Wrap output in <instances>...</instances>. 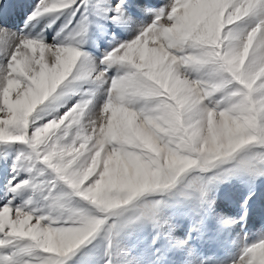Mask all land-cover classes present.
Returning a JSON list of instances; mask_svg holds the SVG:
<instances>
[{
	"label": "snow or ice",
	"instance_id": "6c2138e0",
	"mask_svg": "<svg viewBox=\"0 0 264 264\" xmlns=\"http://www.w3.org/2000/svg\"><path fill=\"white\" fill-rule=\"evenodd\" d=\"M144 10L152 18L137 29L125 0H36L19 30L0 24V151L19 145L0 203V264H70L101 233L104 264H114L122 255L114 237L134 224L151 225L157 260L178 248L184 264H205L189 241L209 220L218 231L238 222L209 195L235 176L253 189L239 220L247 216L264 177V0H168ZM250 14L258 21L240 30ZM94 15L135 34L112 33L96 57L85 45L94 23L107 27ZM74 82L79 98L69 104ZM173 189L193 202L183 238L160 213ZM226 264H264V232Z\"/></svg>",
	"mask_w": 264,
	"mask_h": 264
},
{
	"label": "rangeland",
	"instance_id": "374dc122",
	"mask_svg": "<svg viewBox=\"0 0 264 264\" xmlns=\"http://www.w3.org/2000/svg\"><path fill=\"white\" fill-rule=\"evenodd\" d=\"M23 1L24 0H19V2H17L16 0L18 4L20 3L19 5H22L21 3ZM131 1L132 0H125L127 13L131 12V16L136 17L138 20V25H134L137 29L142 26L140 22H150L152 18L151 14L145 12L144 9L159 8L168 3V0H151V2L143 8L144 16L141 19L138 12L133 9L134 7L132 6ZM26 3L31 6V10L33 9L32 7L35 6V4H32L30 1H27ZM92 3L95 4V0H92ZM28 14L26 16L21 15L22 21L26 20ZM92 18L99 24H103L107 27V34H105L98 29L94 23L90 33L92 40L87 44L88 46H98L101 49L100 53L102 55L110 46L109 41L112 39L111 34L113 32L116 33V30L113 31L111 26H109V23L113 24L111 21L100 19L95 15ZM47 19L48 18H42L38 23L34 22L35 26L32 27L34 29L32 33L35 34L34 31L39 27H44L47 23ZM257 21V15L250 14L249 17H246L240 22L239 28L242 31H248ZM57 23L61 26L64 23V18L61 17ZM56 24L53 25L52 28L58 25ZM115 29H118L117 25ZM120 29L125 32V37H131L135 34V32L126 31L122 27H120ZM118 35L119 34L117 33L116 36L119 40L128 39ZM78 83L79 82H74L72 90L67 92L65 98L70 97V103H73L79 98V96L75 94L76 84ZM103 102L104 95L101 90L97 92L96 107L98 108ZM18 147L19 145L3 147V150L0 151L1 168L2 166L8 167V165L11 167ZM7 174L8 172H5L0 176V203L4 202L3 196L4 188L7 184ZM252 191V187L242 176H235L228 181L211 186L209 195L215 201V207L217 210L235 217L238 222L224 231L217 230V225L214 220H209L207 222L202 236L205 253L202 258L200 257V260H203L205 264H209V258H212L215 261L225 262V264L228 260L238 258L242 244L245 242V240H243L244 233H247V237L249 238L246 242L252 243L257 240L262 232H264V177L257 180L251 199L248 200L247 216L244 217L243 220H239V217L243 215L244 211L243 202ZM163 199L164 203L160 208L162 219L174 224V234L183 238L190 227L191 219L189 210L192 207L193 202L180 196L178 194V189H173L172 192L165 195ZM17 202H19V200H17ZM239 225H243L244 227L239 229ZM245 226L247 227V230L245 229ZM152 237L153 230L150 224H134L121 230L119 234L114 237V249L119 250L122 255L114 257V264H120V261L124 257L129 260L135 257L138 264H184V261L187 258L186 253L184 250L178 248L170 249L163 259L157 260L159 253H156L155 248L152 246ZM197 238L199 239V237ZM193 239L199 244L195 237ZM193 239L189 241L191 246H193ZM104 251L105 240L104 234L101 233L96 239L92 240L91 243L87 244L86 247L82 248L80 252L77 253L76 257H74L73 261H70V264H104V260L107 258L104 255Z\"/></svg>",
	"mask_w": 264,
	"mask_h": 264
},
{
	"label": "bare ground",
	"instance_id": "6f19581e",
	"mask_svg": "<svg viewBox=\"0 0 264 264\" xmlns=\"http://www.w3.org/2000/svg\"><path fill=\"white\" fill-rule=\"evenodd\" d=\"M27 1L32 2V4L36 3V0H26V1L24 0L21 3L22 5H19L20 3L19 4L17 3V2H19V0H17V2H16V0H0V24L4 25L6 27H9V28H14V29L19 30L24 25V22H25V21H22L21 15L26 16L29 12H31V6H29L28 3H26ZM149 2H151V0H132L131 1L132 6L134 7L133 9L138 12L139 17L141 19L144 16L143 15V8ZM127 14L131 15V12L127 13ZM131 17L136 22L135 25H138V20L136 19V17H133V16H131ZM57 24H56L57 26H54V28L48 29L45 33L49 42L52 41V37L55 35L56 31L59 29L60 25H59V23H57ZM109 26H111L113 31L116 30V33H118L121 37H125V32L121 31L119 25H117L118 29H115L116 24H110L109 23ZM41 28L42 27H39L36 31H34V33L39 32V30ZM33 30L34 29L31 28V31H33ZM26 31H27V29H26ZM125 38H130V37H125ZM85 47H86L87 51L91 52L94 56L99 57L101 55V53H100L101 49L98 46L86 45ZM70 101H71V99H70ZM70 101L68 100L69 104H71ZM61 111H63V108L61 109ZM5 172H8L6 179H8V177L13 174L11 172V167L9 165H8V167H3V166H2V168L0 167V176L3 175ZM195 241L196 240H194V243L197 244V242H195Z\"/></svg>",
	"mask_w": 264,
	"mask_h": 264
},
{
	"label": "clouds",
	"instance_id": "9594fccd",
	"mask_svg": "<svg viewBox=\"0 0 264 264\" xmlns=\"http://www.w3.org/2000/svg\"><path fill=\"white\" fill-rule=\"evenodd\" d=\"M250 43H251V36L249 37V44ZM247 54H248V45H245L244 51L242 53H240L235 58V60H236V62H237L238 65L239 64H243L244 58H245V56H247ZM241 127H242L241 125H236V131H240L241 130ZM172 163L174 165L180 166V165H183L185 162L183 160H180L178 158L173 157Z\"/></svg>",
	"mask_w": 264,
	"mask_h": 264
},
{
	"label": "crops",
	"instance_id": "0c3cea01",
	"mask_svg": "<svg viewBox=\"0 0 264 264\" xmlns=\"http://www.w3.org/2000/svg\"><path fill=\"white\" fill-rule=\"evenodd\" d=\"M237 237H238V236H237ZM245 239L248 240L249 238H248V237L245 238V236H244V237H243V240H245Z\"/></svg>",
	"mask_w": 264,
	"mask_h": 264
}]
</instances>
